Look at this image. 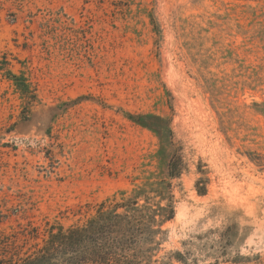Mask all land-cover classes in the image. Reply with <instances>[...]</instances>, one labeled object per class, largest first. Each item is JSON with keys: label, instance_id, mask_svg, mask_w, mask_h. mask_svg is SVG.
<instances>
[{"label": "rangeland", "instance_id": "374dc122", "mask_svg": "<svg viewBox=\"0 0 264 264\" xmlns=\"http://www.w3.org/2000/svg\"><path fill=\"white\" fill-rule=\"evenodd\" d=\"M174 153L158 257L264 256V0H0V232L81 225Z\"/></svg>", "mask_w": 264, "mask_h": 264}, {"label": "trees", "instance_id": "16d2710c", "mask_svg": "<svg viewBox=\"0 0 264 264\" xmlns=\"http://www.w3.org/2000/svg\"><path fill=\"white\" fill-rule=\"evenodd\" d=\"M187 168L183 157L174 153L166 179L149 181L131 193L124 191L88 205L93 213L81 225L47 224L42 231L29 223L19 232L1 231L0 264H192L180 251L158 257L164 227L176 217L172 181L181 178ZM196 190L200 196L207 194L202 180ZM230 229L219 236L223 255L230 246ZM26 245L29 247L24 250ZM224 263L264 264V256L237 255Z\"/></svg>", "mask_w": 264, "mask_h": 264}]
</instances>
